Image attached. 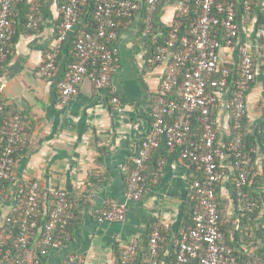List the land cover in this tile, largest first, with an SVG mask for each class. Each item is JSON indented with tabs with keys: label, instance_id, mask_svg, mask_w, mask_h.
Returning a JSON list of instances; mask_svg holds the SVG:
<instances>
[{
	"label": "crops",
	"instance_id": "obj_1",
	"mask_svg": "<svg viewBox=\"0 0 264 264\" xmlns=\"http://www.w3.org/2000/svg\"><path fill=\"white\" fill-rule=\"evenodd\" d=\"M133 1L144 3L146 0ZM182 1L161 0L148 30L142 12L121 26L114 43L117 50L116 70L111 77L114 92L95 91L90 80L84 78L76 94L66 103L61 101L58 83L63 78L66 62L74 59L72 38L85 18L80 16L69 33L55 75L51 79H39L36 72L57 37L60 7L65 0H24L12 7L16 34L0 74V125L4 118L17 115L25 134L16 150L13 183L17 186L36 183L39 189L49 193L63 190L68 195L73 217L69 239L47 256L38 254L37 237L33 238L29 248L36 256V263L32 264H64L71 259L81 264H118L122 251L144 242L154 227L165 238L160 251L163 263L172 255L174 240L188 224L185 218L193 204L192 167L181 159L180 147L169 150L161 141L150 153L147 187L139 202L125 196L127 176L122 167L132 165L140 142L148 134L152 109L174 51L169 50L163 63L155 62L156 43L174 23ZM35 5L42 21L37 31H31L26 27L27 15L29 7ZM253 6L249 21L237 8L236 42L220 51L221 62L233 68L239 62L241 48L251 47L254 80L245 98L248 130L264 121V62L257 38V23L263 8L260 1H254ZM222 39L223 36L219 38ZM219 96L220 103L212 119L217 132L216 144L226 147L231 144L228 136L232 129L229 91ZM113 97L118 100L121 111L114 109ZM256 153V177H261L264 150L258 147ZM221 164L226 179L218 185L217 198L225 221L222 226H229L226 241L236 254L251 256L264 246V237L256 233L255 226L264 221V203L258 207L253 223L244 222L229 189L235 178L230 157L226 156ZM156 173L158 182L153 184L151 179ZM249 191L264 197V182L256 180ZM1 200L0 228L16 205L13 190H2ZM110 203L126 205L124 220L97 222L96 211Z\"/></svg>",
	"mask_w": 264,
	"mask_h": 264
},
{
	"label": "built area",
	"instance_id": "obj_2",
	"mask_svg": "<svg viewBox=\"0 0 264 264\" xmlns=\"http://www.w3.org/2000/svg\"><path fill=\"white\" fill-rule=\"evenodd\" d=\"M24 0H0V74L11 53V43L16 34L12 7ZM161 0H146L144 3L133 0H95L92 22L79 32L72 42L74 61L67 66L63 78L58 83L62 103L69 101L77 92L78 85L88 78L95 91L109 89L114 92L111 77L116 70L117 50L114 43L121 26L144 8L147 30L152 24V15ZM190 0H183L177 9L179 19L186 14ZM254 1H260L264 9V0H195L198 8L197 17L193 19L188 35L178 37L181 26L179 20L170 32L169 40L155 48L154 60L163 63L169 50L174 49L167 71L161 82V88L152 109L150 127L132 160V165L123 166L126 173L125 196L132 202H139L147 187V162L150 153L160 146L161 141L169 149H181V159L186 161L200 178L191 182V200L194 203L190 214V223L182 227L172 246L170 264H240L234 256V250L223 242L221 226L225 223L219 211L217 187L226 179V172L221 161L226 156H233L237 176L234 179V205L241 216L253 214L257 204L248 199L243 187L247 181L257 175L252 167L251 158L240 153V137L227 147H218L217 132L212 114L220 103V93L229 91L228 107L232 115V129L239 131L246 115L245 98L254 80V60L251 47L241 48L240 59L235 70L237 77H232V69L222 63L220 51L232 47L237 39L239 27L237 8H240L247 21L251 20ZM87 0H65L60 7L61 24L57 37L46 54L45 61L36 72L39 79H51L58 70L57 62L62 53L63 44L80 19L81 6ZM42 18L35 5L27 15L26 27L31 31L40 28ZM213 28L222 31L223 39L212 34ZM260 41L259 51L264 62V25L257 29ZM187 70L179 83L180 72ZM179 100L172 94L175 89ZM210 90V91H209ZM114 109L121 111L118 100L112 98ZM2 107L0 106V111ZM180 114L178 117L177 115ZM194 116L200 125V133L192 131ZM0 150V185L4 181H14V152L24 141L19 117L14 115L5 123ZM159 174L151 179L158 182ZM14 184V183H13ZM23 195L24 207L20 233L16 240L17 255L12 256L6 248V235L0 231V259L11 264L36 263L35 254L28 247L30 235L38 228L41 213L39 204V186L30 184L26 190H19ZM53 207L49 220L44 226L43 236L39 240L38 254L42 257L58 248L69 239L67 227L73 219L69 212L68 195L63 190L50 192ZM1 202V197H0ZM15 210V207L13 209ZM126 213L125 204L110 203L106 208L96 211L99 223L122 222ZM9 220L7 219L6 222ZM165 241L158 227H154L149 237V257L144 264H161L160 251ZM137 247H126L118 264H135ZM264 256V254H263ZM64 264H81L78 260H68ZM247 264H264L258 260Z\"/></svg>",
	"mask_w": 264,
	"mask_h": 264
},
{
	"label": "trees",
	"instance_id": "obj_3",
	"mask_svg": "<svg viewBox=\"0 0 264 264\" xmlns=\"http://www.w3.org/2000/svg\"><path fill=\"white\" fill-rule=\"evenodd\" d=\"M194 1L195 0L189 1L186 14L182 15L179 19H177V17L175 16L174 23L172 24V26L170 28H168L162 34V37L158 39L156 46L164 45L169 40L170 32L175 27L177 20H179L181 22V26L177 32V36L181 37V36L188 35L192 21L194 18L197 17V13H198V8L196 7ZM159 5H160V3H159ZM159 5H158V7H159ZM94 7H95V0H87V2L81 6L80 16L83 19L85 18V21L83 23V26L74 32L72 42L78 36L79 32L83 29H86V26H89V24L92 22ZM158 7H157V9H158ZM30 9H31V7H29L28 13L30 12ZM157 9H156V11H157ZM139 12L143 13V16H144V19L146 22L147 14H146L144 8L141 9ZM155 12L152 15V23H153V18L155 16V14L157 13V12L156 13ZM259 18L260 19L258 20V23H257V29L261 25H264V9H263V12H261L259 14ZM212 34H216L217 38L219 39L222 36V31L219 28H213ZM67 41H68V39L65 41L63 46L67 43ZM62 51H63V48H62ZM73 61H74L73 58L68 59V61L66 62V69H67V66L69 64H71ZM192 68H193V66L187 65V67H185L180 72L179 83L182 81L185 72L187 70H191ZM230 68L232 69V77L236 78L238 72L235 70L234 67L233 68L230 67ZM252 83L250 85V88L252 87ZM177 90H178V88L175 89V92L172 94L171 97L179 100V97L176 93ZM248 92H247V94H248ZM13 116L14 115L12 114L10 116V118H8V119L4 118L3 122L0 125V150H1V147L3 146L1 139L3 137V132L6 129L5 123H9L11 121V119L13 118ZM246 125H247V117L245 115L243 120H242L241 129L239 131H234L233 129H231V134L228 136V142L233 143L237 136L240 137V153L243 155H247L251 158V161H252L251 165L254 168V170L256 171V169H257L255 166V161L257 159L256 150L258 147H261L264 150V121L260 122L252 130H248ZM191 126H192L193 132H195L196 134L200 133L201 128H200V125L197 121V116L193 117L192 122H191ZM231 128H232V124H231ZM216 146H218V145L216 144ZM16 150H17V148L15 149V152H14L15 160H16ZM229 157L231 159L232 167L234 169V173H235V177H236L237 171L234 168V158H233V156H229ZM192 170L195 174L194 179H198L201 177V175L199 173H197L193 167H192ZM256 180L257 181L260 180V181L264 182V161H263V165H262L261 177L255 176V177L249 179L243 187L248 199L255 202L257 204V206L259 207L261 204L264 203L263 195L261 196L260 194H255V193H252L249 191L251 185H254ZM29 185L30 184H28V185L23 184L22 186L21 185L17 186V185H14L12 182H8V181H4L0 185V197H1V191L2 190L11 189V190H13L15 198H16V205H15L16 211H11L10 215L7 218L9 221L5 222L3 224V226L0 228V231H3L6 235V248L5 249L7 251H10L13 257H15L17 255L16 250H15V244H16V240H17L19 233H20V224H21V220H22V209L24 207V198H23V195L19 194V190L21 189L22 191H24L27 189V187ZM217 189H218V187H217ZM229 189H230L232 199H233V201H235V184H234V181H232V184H231V186H229ZM38 201H39V204L41 206V213H40V217L38 219V228H36V229H34V231H32V234L30 235L28 247L31 246L30 244L33 241V238L37 237V244H38L39 240L42 238L44 226L46 225V223L49 220V215H50V212H51L52 207H53V201H52V198H51L50 193L48 191H42L41 189H39ZM68 201H69V198H68ZM69 204H70V201H69ZM193 207H194V203L192 204V207L189 210L188 216H186V218H185V222L188 224L190 223V214L193 210ZM257 209L254 211L253 214H250V215L246 214L244 217H242L240 215L239 216H240V218H243L244 222L253 223L254 215H255ZM69 212L72 214V209L69 208ZM71 222H72V220L70 221V223ZM227 226H221V234L223 236V242L227 246H229L233 249V247L230 245V243L228 244V242L226 241V236H225L226 235V228L229 227V226L228 227ZM255 226L257 227L256 233H258L259 236L261 235L262 237H264V221L260 222L258 225H255ZM68 229H69V225L67 227V231H68ZM148 247H149V238L146 239L144 242L140 243L139 245H137L135 264H144L147 261V259L149 257ZM37 250H39V244H38ZM263 254H264V246H261L259 248L258 252H256L255 254H253L251 256H248L245 254L238 255L234 251V256L237 258V260L240 264H247L248 262L254 261V260H258L260 262H263L264 261ZM171 259H172V255L169 257V259L166 262L163 263V260L161 258V264H170ZM0 263H1V259H0ZM2 264H11V263L9 261H7V262H2ZM191 264H196V262H192Z\"/></svg>",
	"mask_w": 264,
	"mask_h": 264
}]
</instances>
